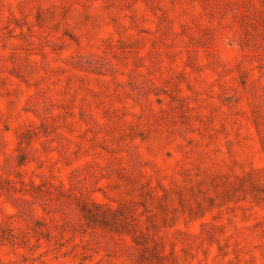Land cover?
<instances>
[{
	"label": "rangeland",
	"instance_id": "rangeland-1",
	"mask_svg": "<svg viewBox=\"0 0 264 264\" xmlns=\"http://www.w3.org/2000/svg\"><path fill=\"white\" fill-rule=\"evenodd\" d=\"M0 264H264V0H0Z\"/></svg>",
	"mask_w": 264,
	"mask_h": 264
}]
</instances>
